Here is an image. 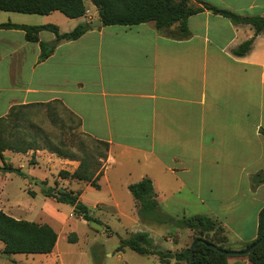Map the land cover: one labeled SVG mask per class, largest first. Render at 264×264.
<instances>
[{
    "label": "crops",
    "instance_id": "obj_1",
    "mask_svg": "<svg viewBox=\"0 0 264 264\" xmlns=\"http://www.w3.org/2000/svg\"><path fill=\"white\" fill-rule=\"evenodd\" d=\"M192 2L204 9L189 16L188 37L168 36L152 21L102 23L76 39L61 40L43 60L40 41L26 39L20 28H0V117L15 105L59 100L80 118L81 130L108 142L99 180H109L110 173L128 164L126 173L136 168L138 178L152 179L165 212L216 218L225 228L227 245L239 249L257 238L264 207V182L252 181L255 173L264 174V30L256 33L251 24L234 22L205 4L264 18V0ZM57 11H1L0 21L54 23L63 32L100 18L95 5L94 12L87 9L77 18ZM55 37L51 30L39 32L40 40ZM250 38L251 49L235 54ZM9 152L22 153L5 150L8 162ZM22 154L39 167L59 164L57 182L63 186L75 190L85 183L84 200L90 183L59 176L61 169L74 170L78 160L44 147ZM19 166L24 167L23 161ZM110 195L96 205L121 210L113 190ZM164 238L176 244L175 250H164L180 249L172 235ZM228 264L253 262L246 253H230Z\"/></svg>",
    "mask_w": 264,
    "mask_h": 264
},
{
    "label": "trees",
    "instance_id": "obj_2",
    "mask_svg": "<svg viewBox=\"0 0 264 264\" xmlns=\"http://www.w3.org/2000/svg\"><path fill=\"white\" fill-rule=\"evenodd\" d=\"M91 1L98 9L103 25H135L152 21L158 30L178 39L190 35L188 27L189 16L204 9V7L195 5L192 0ZM205 7L229 17L234 22L251 24L256 33L264 30L263 17L243 16L210 4H205ZM56 10L61 11L70 18L84 16L87 12L85 0H0V12L16 11L50 14ZM0 28H20L25 31L26 39L40 41V58L43 60L54 51L61 40L76 39L92 27L88 21H83L73 29L61 32L59 26L54 23L30 25L0 21ZM44 29L53 31L56 35L55 39L52 41L40 40L39 32ZM252 42L253 38L247 39L234 49V53L238 55L247 53L252 47ZM57 105L63 106L59 100L44 104L15 105L6 116L0 117V159L3 161V165H0V170L2 172L15 171L19 174H25L20 166L15 167L11 162L6 161L5 150L25 153L29 150L44 147L55 152L58 156L77 160L74 153L64 151L56 147V145L50 144V141L46 140L45 130L41 126L31 123L30 127H35L36 129L34 132L27 131L26 127L28 126L23 127L21 131L15 129L22 126L15 120L27 119L24 109L30 110L31 108L45 106L49 109V114L54 118V121H56ZM63 108L80 127V118L66 106H63ZM29 121L28 119L27 122ZM9 125H11L12 131L7 132L5 128L8 129ZM79 134L95 141L99 147L103 145L105 150L99 152L100 157L97 158L91 155L80 158L78 160L79 165L74 170L61 169L59 176L65 179L83 180L95 188H100L99 179L103 174L104 161L108 155L109 144L106 141L92 137L83 130H80ZM40 135H43L44 143L39 140L38 137ZM31 162H34V158H31ZM252 181L254 183L264 182V174L262 172L255 173ZM128 189L136 199L138 213L142 218L168 223L179 228H189L194 231L195 236L189 246L173 252L156 247L147 231H136L130 233L127 237L120 238V243L117 246L118 251L129 247L140 254L157 255L163 264L169 263L172 258H175L174 264H190L191 248L193 243L197 241L191 264H228V255L230 253H245V250L264 234V207L258 215L257 238L244 244L239 249H233L227 245L228 237L225 228L216 218L204 213L175 217L165 212L156 197L154 184L149 176H144L138 181L129 183ZM43 191L46 196L53 197L57 201L72 204L74 211L85 220L97 221L90 212L89 206L80 198V192L66 186H49L45 187ZM0 240L4 243L3 251L5 253H51L56 246L58 233L47 222L41 223L25 218H17L0 208ZM208 243L216 245V248L209 246ZM247 255L253 264H264V241Z\"/></svg>",
    "mask_w": 264,
    "mask_h": 264
},
{
    "label": "rangeland",
    "instance_id": "obj_3",
    "mask_svg": "<svg viewBox=\"0 0 264 264\" xmlns=\"http://www.w3.org/2000/svg\"><path fill=\"white\" fill-rule=\"evenodd\" d=\"M85 4L88 11L94 12V3L91 0H85ZM56 14L67 18L60 11ZM24 111L27 119L15 120L22 125L15 128L16 130L21 131L23 127L28 126L27 131L34 132L36 129L30 127L31 123L41 126L50 144L74 153L77 160L86 155L100 157L99 152L105 150L103 145L99 147L95 141L79 134L80 127L61 105L56 106V121L45 106L30 110L24 109ZM28 119L29 122H27ZM5 130L12 131L11 125ZM38 138L44 143L43 135ZM9 154L12 156L10 162L15 167H19V162L23 161L24 167H20L25 174L15 171L1 172L0 170V208L17 218L51 224L58 233V240L56 247L49 255L5 253L4 243L0 240V264H163L158 258L140 254L129 247L118 251L120 238L127 237L132 232L147 231L154 245H157L156 247L175 250L176 244L164 236L172 235L180 244L178 247L180 249L189 246L195 236L194 231L188 228L156 222L139 215L133 203L135 198L125 182H135L140 178L136 176L138 173L136 168L130 169V171H136L135 173L131 175L126 173L125 170L129 168L128 164L122 172L110 173L109 180H99L101 188L91 186L85 189L82 201L89 206L90 212L97 220L87 221L74 211L72 204L57 201L44 194L45 187L63 186L57 182L56 167H60L59 164L51 168L43 165L39 167L33 165L31 156L12 152ZM0 165H3L1 159ZM84 184L82 183L81 187L75 190L81 193ZM66 187L72 188L68 185ZM112 190L115 195L113 198L122 202L121 210H116L108 204L96 205V201L100 199H110ZM170 215L175 216L176 214Z\"/></svg>",
    "mask_w": 264,
    "mask_h": 264
},
{
    "label": "water",
    "instance_id": "obj_4",
    "mask_svg": "<svg viewBox=\"0 0 264 264\" xmlns=\"http://www.w3.org/2000/svg\"><path fill=\"white\" fill-rule=\"evenodd\" d=\"M90 26H99L102 24V20L101 18H98V19H95V20H92L89 22ZM264 241V234L259 237L258 239H256L246 250H245V253H249L251 251H253L261 242ZM197 244V241H195L192 245V248H191V253H190V264H191V261H192V257H193V254H194V248ZM209 246L213 247V248H216V245L212 244V243H208ZM233 253H237V252H233Z\"/></svg>",
    "mask_w": 264,
    "mask_h": 264
}]
</instances>
